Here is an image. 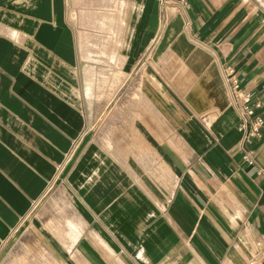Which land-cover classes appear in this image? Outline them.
Here are the masks:
<instances>
[{"label": "crops", "instance_id": "1", "mask_svg": "<svg viewBox=\"0 0 264 264\" xmlns=\"http://www.w3.org/2000/svg\"><path fill=\"white\" fill-rule=\"evenodd\" d=\"M107 1L0 0V264H245L264 136L222 69L264 114V0Z\"/></svg>", "mask_w": 264, "mask_h": 264}, {"label": "built area", "instance_id": "2", "mask_svg": "<svg viewBox=\"0 0 264 264\" xmlns=\"http://www.w3.org/2000/svg\"><path fill=\"white\" fill-rule=\"evenodd\" d=\"M180 1L186 5L185 1ZM158 2L161 5H170L174 0H158ZM222 76L228 87L231 103L238 109L237 128L241 131L238 149L242 160L248 165H253L255 159L249 144L264 136V114L260 111L261 104L249 91L242 88L238 74L232 65L223 67ZM76 146L77 143H74L67 155L68 158L73 154ZM256 172L264 182V167H259ZM254 247L253 256L245 264H264V238L256 240Z\"/></svg>", "mask_w": 264, "mask_h": 264}, {"label": "rangeland", "instance_id": "3", "mask_svg": "<svg viewBox=\"0 0 264 264\" xmlns=\"http://www.w3.org/2000/svg\"><path fill=\"white\" fill-rule=\"evenodd\" d=\"M81 1H82V5L88 8L89 12L87 13L88 15H86V17L89 23L92 22V24L95 25L94 27H96V24L102 23V18L105 16L104 12L108 10V9L103 10L102 7H113L112 6L113 4L109 3L107 0H81ZM98 11H101V12H98ZM107 14L104 17L105 23H108L109 21L112 20V16L111 15L108 16ZM95 42L98 43L97 38L95 39ZM51 192L52 191H49L46 195H49Z\"/></svg>", "mask_w": 264, "mask_h": 264}]
</instances>
